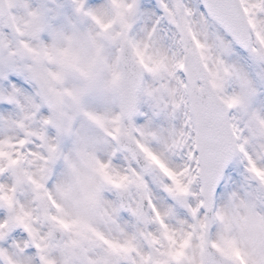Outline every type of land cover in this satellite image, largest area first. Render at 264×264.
<instances>
[{"label":"snow or ice","instance_id":"1","mask_svg":"<svg viewBox=\"0 0 264 264\" xmlns=\"http://www.w3.org/2000/svg\"><path fill=\"white\" fill-rule=\"evenodd\" d=\"M0 264H264V0H0Z\"/></svg>","mask_w":264,"mask_h":264}]
</instances>
